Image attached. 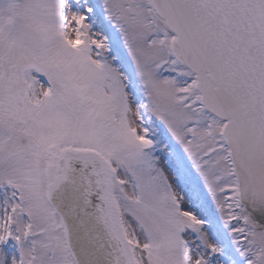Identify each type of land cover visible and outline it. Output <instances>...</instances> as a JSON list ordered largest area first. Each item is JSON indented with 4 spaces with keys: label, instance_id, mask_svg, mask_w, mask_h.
<instances>
[{
    "label": "snow or ice",
    "instance_id": "1",
    "mask_svg": "<svg viewBox=\"0 0 264 264\" xmlns=\"http://www.w3.org/2000/svg\"><path fill=\"white\" fill-rule=\"evenodd\" d=\"M0 264H264V0H0Z\"/></svg>",
    "mask_w": 264,
    "mask_h": 264
}]
</instances>
